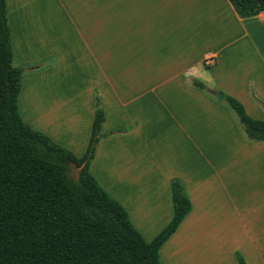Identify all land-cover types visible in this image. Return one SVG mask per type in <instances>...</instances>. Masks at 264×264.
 I'll use <instances>...</instances> for the list:
<instances>
[{
  "label": "crops",
  "instance_id": "obj_1",
  "mask_svg": "<svg viewBox=\"0 0 264 264\" xmlns=\"http://www.w3.org/2000/svg\"><path fill=\"white\" fill-rule=\"evenodd\" d=\"M5 5L14 58L52 59L22 73L20 118L79 157L96 90L111 134L87 169L144 241L171 217L169 179L184 183L190 211L158 248L160 264H237L234 252L264 264V141H246L210 94L264 118L254 98L264 103V12L239 17L228 0Z\"/></svg>",
  "mask_w": 264,
  "mask_h": 264
},
{
  "label": "trees",
  "instance_id": "obj_2",
  "mask_svg": "<svg viewBox=\"0 0 264 264\" xmlns=\"http://www.w3.org/2000/svg\"><path fill=\"white\" fill-rule=\"evenodd\" d=\"M228 2L239 17L264 12V0ZM13 57L0 0V264H160L158 248L190 211L182 180L169 179L171 217L144 241L87 169L97 142L111 134L101 128L104 112L96 90L86 148L76 157L20 118L16 97L23 69L12 65ZM190 86L209 94L199 80ZM222 101L246 141H264V118L250 117L229 95ZM68 164L77 168L75 178L66 175ZM233 256L237 264H247L238 252Z\"/></svg>",
  "mask_w": 264,
  "mask_h": 264
},
{
  "label": "rangeland",
  "instance_id": "obj_3",
  "mask_svg": "<svg viewBox=\"0 0 264 264\" xmlns=\"http://www.w3.org/2000/svg\"><path fill=\"white\" fill-rule=\"evenodd\" d=\"M52 61V59L51 58H45V59H43L41 62H38V63H36L39 67L40 66H44V65H46V64H48V63H50ZM92 62L90 61V64H91ZM64 64V66H66V62H64L63 63ZM120 64V63H119ZM12 65L13 66H16V67H21L22 69H23V73L25 72H29V71H32V70H29V66L30 65H33V63H24V62H20V61H18L16 58H14L13 57V59H12ZM69 69L68 68V66L67 67H65V70H67V69ZM64 70V69H63ZM206 86L208 87V85L206 84ZM225 105V104H224ZM226 106V105H225ZM229 110V109H228ZM231 113V112H230ZM20 116V115H19ZM231 116H232V118H233V121L234 122H236V120H235V118H234V116H233V114L231 113ZM76 171H77V168H75L72 164H68L67 165V170H66V175L68 176V177H70V178H75V175H76Z\"/></svg>",
  "mask_w": 264,
  "mask_h": 264
},
{
  "label": "water",
  "instance_id": "obj_4",
  "mask_svg": "<svg viewBox=\"0 0 264 264\" xmlns=\"http://www.w3.org/2000/svg\"><path fill=\"white\" fill-rule=\"evenodd\" d=\"M210 94H212L216 101H221L223 99V93L218 90H212L210 91Z\"/></svg>",
  "mask_w": 264,
  "mask_h": 264
}]
</instances>
